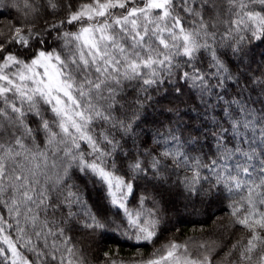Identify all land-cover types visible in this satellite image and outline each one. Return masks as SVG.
<instances>
[{"label": "snow or ice", "instance_id": "obj_1", "mask_svg": "<svg viewBox=\"0 0 264 264\" xmlns=\"http://www.w3.org/2000/svg\"><path fill=\"white\" fill-rule=\"evenodd\" d=\"M0 6L21 14L0 21V264H83L69 233L106 227L89 184L122 210L125 235L151 242L158 209L136 188L173 176L190 195L227 194L231 222L247 236L220 248V264H264V64L253 73L245 62L264 44V0ZM185 90L202 121L191 140L148 113L154 95ZM216 247L193 253L170 242L130 264H216ZM100 264L125 262L104 252Z\"/></svg>", "mask_w": 264, "mask_h": 264}, {"label": "trees", "instance_id": "obj_2", "mask_svg": "<svg viewBox=\"0 0 264 264\" xmlns=\"http://www.w3.org/2000/svg\"><path fill=\"white\" fill-rule=\"evenodd\" d=\"M0 13H2L0 21L3 23L9 20L17 21L21 16L16 9L10 6H0ZM38 23H42V20ZM262 54H264V44L250 53V57L255 56V63H252L250 58L245 59L246 63L251 64L253 73L257 72L259 65L264 64V60L261 59ZM259 71L264 73V68H259ZM228 91L231 95L232 89L229 88ZM157 100L159 103H156ZM197 103L198 98H193L187 90L179 96L173 92L168 94L161 92L153 96L148 106L149 119L155 118L164 124L171 122L173 127L178 126L177 134L182 133L183 139L199 138L194 128L202 127V121L192 118L197 116V111H193ZM257 107L264 106L257 105ZM188 124L193 125V128L185 127ZM144 127L151 131L154 126L150 123ZM141 139L145 140L148 148L155 147L154 143L147 141L143 136ZM196 147L199 148L198 145ZM204 152H208L207 147L204 148ZM197 154L198 152L192 153V155ZM175 179L173 176L167 183L151 179L140 180L136 188V198L141 195L147 196L149 202L145 206L152 207L155 204L158 209L157 235L151 242L137 241L132 231H128L125 235L126 220L122 215V210L110 206L101 186L89 184L86 198L92 211L106 227L95 231L77 228L69 233L72 236V243L78 249L77 255L80 261L83 264H100L103 253L108 252L118 262L123 261L125 264H130L134 260H147L153 258L154 254H161L170 242L187 244L193 253L197 252L201 243L215 242L217 247L213 256L216 264H220L223 257L220 248L224 245L230 246V242L247 236L242 226L231 222L227 194L220 198L190 195L181 185L173 182ZM136 198H129L128 207L130 209L138 207Z\"/></svg>", "mask_w": 264, "mask_h": 264}, {"label": "rangeland", "instance_id": "obj_3", "mask_svg": "<svg viewBox=\"0 0 264 264\" xmlns=\"http://www.w3.org/2000/svg\"><path fill=\"white\" fill-rule=\"evenodd\" d=\"M0 19H1V17H0ZM179 201H181V199H179Z\"/></svg>", "mask_w": 264, "mask_h": 264}]
</instances>
